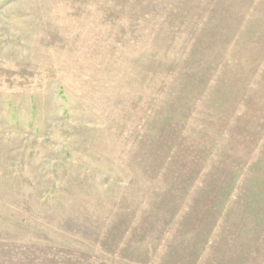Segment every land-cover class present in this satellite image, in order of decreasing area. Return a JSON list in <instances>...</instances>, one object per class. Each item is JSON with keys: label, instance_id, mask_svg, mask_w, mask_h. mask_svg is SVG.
I'll return each mask as SVG.
<instances>
[{"label": "rangeland", "instance_id": "rangeland-1", "mask_svg": "<svg viewBox=\"0 0 264 264\" xmlns=\"http://www.w3.org/2000/svg\"><path fill=\"white\" fill-rule=\"evenodd\" d=\"M0 264H264V0H0Z\"/></svg>", "mask_w": 264, "mask_h": 264}]
</instances>
